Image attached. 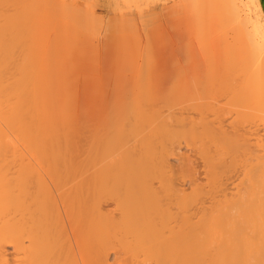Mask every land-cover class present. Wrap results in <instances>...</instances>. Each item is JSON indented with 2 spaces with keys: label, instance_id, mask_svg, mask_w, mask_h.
<instances>
[{
  "label": "bare ground",
  "instance_id": "1",
  "mask_svg": "<svg viewBox=\"0 0 264 264\" xmlns=\"http://www.w3.org/2000/svg\"><path fill=\"white\" fill-rule=\"evenodd\" d=\"M52 3L0 0V264H264L258 0H186L188 73L132 55L80 86L31 23L88 22Z\"/></svg>",
  "mask_w": 264,
  "mask_h": 264
},
{
  "label": "rangeland",
  "instance_id": "2",
  "mask_svg": "<svg viewBox=\"0 0 264 264\" xmlns=\"http://www.w3.org/2000/svg\"><path fill=\"white\" fill-rule=\"evenodd\" d=\"M51 2L63 3L69 8L68 11L73 10L72 13H78L81 19L88 22V25H84L78 18L80 21L77 23H81L78 31L62 33L56 13L42 15L35 12L31 23L38 40L62 46L64 59L77 64L76 70L69 68L68 73L71 71V75L68 74V76H71V79L75 77L74 81L76 84L79 82L78 86L88 79L89 74L96 75H93L91 79L102 78V73L109 70L108 66L105 69L106 64L116 62L118 58L125 61L139 57L132 55H141L142 59L154 60L156 65L161 61H167L166 65L170 63V66L173 63L174 65L180 63V68L185 73L192 70V56L189 51L191 48L188 49V47H192L194 40L185 28L186 22L183 19L186 0H136L131 4L111 0L105 3L109 9L96 7L100 0H51ZM182 44L184 46L180 50ZM195 45H197L196 42ZM103 61L104 69H100L102 67L100 64H104ZM116 63L109 64L111 68L109 71L112 72L110 75L114 76V79L123 73L120 71H124L125 68L128 69L124 71L125 76L127 72L132 71L129 66H118ZM114 64L117 70L114 69ZM159 65L155 67L156 72L164 69L163 63L160 67ZM112 66L117 72L116 75L113 74ZM82 77L84 81H81ZM105 77L108 76L105 75ZM114 79L110 78V80Z\"/></svg>",
  "mask_w": 264,
  "mask_h": 264
},
{
  "label": "water",
  "instance_id": "3",
  "mask_svg": "<svg viewBox=\"0 0 264 264\" xmlns=\"http://www.w3.org/2000/svg\"><path fill=\"white\" fill-rule=\"evenodd\" d=\"M101 2L97 3L96 4V7H101V8H104V9H109L108 6L105 4L106 2H109L111 0H100ZM258 3L261 7V10H262V13L264 15V0H258ZM148 4V2L146 3Z\"/></svg>",
  "mask_w": 264,
  "mask_h": 264
}]
</instances>
